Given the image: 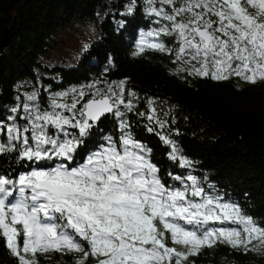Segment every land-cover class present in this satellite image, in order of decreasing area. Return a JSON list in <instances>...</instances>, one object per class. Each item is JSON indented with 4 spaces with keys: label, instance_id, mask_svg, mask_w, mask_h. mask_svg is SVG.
I'll return each mask as SVG.
<instances>
[{
    "label": "snow or ice",
    "instance_id": "1",
    "mask_svg": "<svg viewBox=\"0 0 264 264\" xmlns=\"http://www.w3.org/2000/svg\"><path fill=\"white\" fill-rule=\"evenodd\" d=\"M141 4L157 27L141 34L133 56L154 49L187 76L264 83V0H129L122 15ZM138 100L128 78L95 80L50 94L47 107L37 88L0 116V158L18 165L0 171V245L16 264L49 252L79 254L75 264H190L217 244L264 255V221L194 174L195 162L157 131L168 121L156 117L155 101L146 115ZM130 113L152 122L147 130L183 171L161 175ZM108 117L110 134L99 130Z\"/></svg>",
    "mask_w": 264,
    "mask_h": 264
},
{
    "label": "trees",
    "instance_id": "2",
    "mask_svg": "<svg viewBox=\"0 0 264 264\" xmlns=\"http://www.w3.org/2000/svg\"><path fill=\"white\" fill-rule=\"evenodd\" d=\"M128 2L0 0V116H7L24 94L37 88L42 107H47L52 93L79 89L95 80L128 78V87L139 98L136 111L150 114L148 101H155L156 117L168 121L166 130L157 131L169 135L195 162L194 174L202 180L206 177L207 184L226 193L257 221H264V83L187 76L176 71L178 65L169 54L154 49L133 56L141 34L157 24L142 4L135 13L122 15ZM71 25H81L85 31L93 28V36L86 44L66 50L60 46L59 35ZM109 56L114 61L111 67ZM128 119L136 138L152 149L151 157L163 177L169 171H183L169 159V147L147 130L152 122L146 116L130 113ZM99 130L115 132L114 119H104ZM16 168L11 157L0 158V171ZM78 255L49 252L39 256V264H75ZM189 261L264 264V255L217 244L201 249ZM0 264H16L2 245Z\"/></svg>",
    "mask_w": 264,
    "mask_h": 264
},
{
    "label": "rangeland",
    "instance_id": "3",
    "mask_svg": "<svg viewBox=\"0 0 264 264\" xmlns=\"http://www.w3.org/2000/svg\"><path fill=\"white\" fill-rule=\"evenodd\" d=\"M93 36V28H88L86 31L81 25L69 26L61 31L60 46L63 49H76L79 43L86 44Z\"/></svg>",
    "mask_w": 264,
    "mask_h": 264
}]
</instances>
